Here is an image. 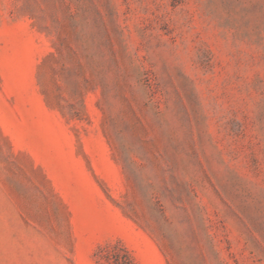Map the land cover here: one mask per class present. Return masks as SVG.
Instances as JSON below:
<instances>
[{"label":"rangeland","instance_id":"obj_1","mask_svg":"<svg viewBox=\"0 0 264 264\" xmlns=\"http://www.w3.org/2000/svg\"><path fill=\"white\" fill-rule=\"evenodd\" d=\"M0 264H264V0H0Z\"/></svg>","mask_w":264,"mask_h":264}]
</instances>
